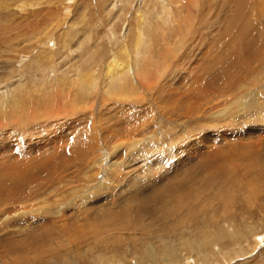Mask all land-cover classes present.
Here are the masks:
<instances>
[{
  "label": "rangeland",
  "instance_id": "obj_1",
  "mask_svg": "<svg viewBox=\"0 0 264 264\" xmlns=\"http://www.w3.org/2000/svg\"><path fill=\"white\" fill-rule=\"evenodd\" d=\"M144 1L149 4L154 0H0V99L7 92L10 100L19 95L25 105L22 97L25 89H29L34 92L35 104H28L39 106L37 114L43 115L46 96L41 87L47 89L73 78L80 81V91L77 97H72L75 103H71L76 110L68 109L67 116L43 120L37 115L36 119H29L28 111L21 110L24 118L19 123L14 121V114L3 117L0 113V202L4 199L8 205L21 209L20 202H12V195H16L19 201L24 200V208L32 210L26 216L9 218L5 228H0V264H164L150 259L146 249L152 245L160 253L167 249L168 243L177 254L169 264H264V0H198L188 9V13H198L191 17L192 25L187 24L188 32H183L188 20L182 13L175 21L161 19L164 29L150 34V45L145 44L149 39L146 36L134 45ZM145 28L148 30L151 25ZM140 44L143 47L137 51ZM123 47L128 48L130 61L139 71L161 68L162 80L143 79L147 78L144 75L137 81L151 84L143 89L138 87L140 91L134 96L125 97L131 94L127 88L122 96L113 94L104 98L100 91L104 64L114 57L127 58ZM52 91L49 97L54 100L60 97ZM251 100L255 101L253 112L249 109ZM87 103L92 107L82 108ZM218 110L228 118L223 119L220 113L215 115ZM187 111L192 113L185 114ZM61 121L67 138L58 146L47 147L44 143L47 133L60 130ZM41 123L46 127L40 126ZM104 123L111 132L119 133L115 138L118 146L110 156L124 167L133 163L132 150L126 147L138 136L145 140L141 145L146 147L144 151L165 152L171 140L177 141L174 146L188 148L192 146L187 145L188 141L200 138L201 145H207L202 150L209 154L200 162H195L198 155L191 152L194 161L185 175V169L180 168L183 175L177 177L182 184L175 186L176 206L170 208L173 220L167 217L169 208L159 212L157 209L148 212L151 208H146V214L137 216L134 209L140 206L138 202L136 206L108 207L107 220L99 212L94 215L93 209L87 212L88 221H82L80 202L72 198L78 194L83 199L82 188L89 187L79 179L86 176V168L94 166L90 164L94 148L91 143L94 136L99 138L103 127L106 133ZM36 145L41 147L35 148ZM110 146L108 142L98 146L101 154L97 160L102 162V169L107 167L110 156L107 158L106 153ZM137 165L138 170L144 171L143 163ZM167 165L166 169L148 170L137 190L133 187L134 193L128 192L117 204L146 192L153 195L148 196L151 202L158 195L166 199L169 185L165 190L159 188L160 182L154 176L173 177L174 170ZM213 171L215 177H210ZM109 172L101 176H109ZM88 174L93 175L91 171ZM219 181L220 186L216 185ZM189 186L193 191L187 192ZM152 187L159 192L151 191ZM72 188L75 193L70 191ZM161 190L166 192L162 194ZM217 195L229 201L224 204ZM94 196L88 194L84 206L95 202L98 196ZM58 208L62 210L60 222H56ZM51 210L56 215L48 213ZM222 210L227 212L222 214ZM119 213L128 219L127 225L123 218H116ZM133 222L142 223V227L132 226ZM12 223L22 226L25 223L28 227L24 226L25 231L20 234L10 235ZM126 229H136L137 233L132 231L134 234L125 236L121 231ZM56 237L60 239L54 242ZM134 238L141 239L134 241ZM43 239L49 245L38 243H43ZM205 242L207 245L201 248L197 245Z\"/></svg>",
  "mask_w": 264,
  "mask_h": 264
},
{
  "label": "bare ground",
  "instance_id": "obj_2",
  "mask_svg": "<svg viewBox=\"0 0 264 264\" xmlns=\"http://www.w3.org/2000/svg\"><path fill=\"white\" fill-rule=\"evenodd\" d=\"M149 1V0H148ZM198 0H191V1H189V0H154V1H152V2H150L149 4L147 3V2H145V4L142 6V10H143V16H140V18L141 19H139L138 18V24H137V34H136V36H135V42L134 43H132V44H134L135 45V43L137 42V41H139V40H142L145 36L147 37V38H149L148 39V41L145 43V44H149L150 45V39L152 38V35H150L151 33H153V34H155L156 33V31L158 32V31H163V29H164V27L162 26V24L160 23V20L161 19H170V18H172L173 19V21H175V20H178V17H179V15L180 14H182V13H185V16H186V19L189 21H187V23L184 25V27H183V29H185V30H183V32L185 33L187 30V28H189L188 27V23L190 24V25H192L191 23H190V19H191V17H195V16H197V12L196 13H188V9L191 7V5L192 4H195L196 2H197ZM158 2V3H157ZM158 5H159V7H158ZM237 5V4H236ZM237 9L235 8V11H236ZM142 12V11H141ZM206 12V11H205ZM207 13V12H206ZM209 13V12H208ZM226 13V12H225ZM235 13V12H234ZM203 14V13H202ZM229 14V13H228ZM184 15V14H183ZM200 15V14H199ZM205 16H206V14H205ZM194 20V19H193ZM148 24H150L151 25V28H149L148 30L145 28ZM150 27V26H149ZM190 29V28H189ZM167 31V30H166ZM189 31V30H188ZM187 31V32H188ZM164 34V33H163ZM165 35V34H164ZM155 36V35H154ZM153 36V37H154ZM183 38V37H182ZM133 41V40H132ZM181 42V41H180ZM190 46V45H189ZM143 47V44H140L139 46H138V49H137V51H139L140 50V48H142ZM128 48L127 47H125V49H124V47H123V54H125L126 56H127V58H117V57H114L113 59H111L108 63L106 62V64H104V71H103V73H102V75H101V77H103V79H102V85L100 86V91H101V94L104 96V98H111V96L114 94L115 96H118V95H121L122 96V94L121 93H123L124 92V90L125 89H129V92L131 93V94H127L126 96H125V94H123L125 97H128V96H132V94H133V96L135 95V93H137L138 91H140L139 90V88H141V89H143V88H147V86H149L151 83L150 82H148V83H141V82H139V81H137V78L138 77H141L142 78V76L144 77V75L145 76H147V78L145 77V78H143V79H149V80H159V82L162 80V77H163V72L161 71V68H160V70H152L151 72H144V71H142V70H145V68H143V69H141L140 71L138 70V69H136V64L134 65V63L132 64L131 63V61H130V56H131V54L129 55V51L127 50ZM145 49H149L148 47H145ZM136 50V49H135ZM174 50V49H173ZM121 51V50H120ZM178 51V50H177ZM188 51V50H187ZM145 52H147V51H145ZM172 52H174V51H172ZM194 52V51H193ZM193 52H192V54H193ZM191 53V52H190ZM200 54H203V52H201ZM199 54V55H200ZM133 55V54H132ZM171 55V54H170ZM194 55V54H193ZM144 57H146V55L144 56ZM201 57V56H200ZM186 58H188V57H186ZM191 58H192V56H191ZM138 58L135 56V61H137L138 62ZM142 60V59H141ZM164 62L166 63V61L164 60ZM148 64V63H147ZM141 65L143 66L144 65V61L142 60L141 61ZM146 65V64H145ZM149 65V64H148ZM139 68V67H138ZM142 68V67H141ZM171 68V67H170ZM167 69V68H166ZM149 70V69H148ZM150 71V70H149ZM161 71V72H160ZM184 72V71H183ZM91 74V76H94V73H90ZM76 75H77V73H76ZM79 75V74H78ZM87 75V74H86ZM45 76V75H44ZM90 76V75H89ZM43 77V76H42ZM54 77H56V76H54ZM75 77V76H74ZM71 78V77H70ZM91 78V77H90ZM85 79H87V78H85ZM64 80V79H63ZM88 80V79H87ZM93 81V80H92ZM91 81V82H92ZM97 82V81H96ZM154 82V81H153ZM141 83V84H140ZM49 84H51V83H49ZM173 84V83H172ZM175 84H177V82H175ZM174 84V85H175ZM21 86H25V83H22V84H20ZM31 85V84H30ZM40 85H42L41 83H40ZM179 85V84H178ZM67 86H72V87H67ZM86 86V85H85ZM128 86V87H127ZM136 88H135V87ZM177 86V85H176ZM19 87V86H18ZM31 87V86H30ZM139 87V88H138ZM83 88V87H82ZM9 89V88H8ZM11 89V88H10ZM14 89V88H13ZM41 89V91H43L44 93V95L46 96V99H44V100H46L45 101V104H44V106H43V109H42V111H43V115H38L37 113H38V111H36V109H39V106H30L29 104H35V103H32V100H33V95H34V92L32 91V92H29V89H25V94H24V96L22 97V98H24V100L27 102L25 105H24V103L25 102H23L22 100L20 101V99H19V95H16L14 98H12L11 100L9 99V95H8V93L6 92L4 95V97H3V99H0V113H2L1 115L3 116V117H5V116H9L10 114H14V116H15V119L16 120H14V121H16V122H18L19 121V123L21 122L22 123V121L21 120H23V118H24V116L22 115V111L21 110H23V111H28V113H29V116H30V118L29 119H36L38 116L39 117H42L43 118V120H45V117L46 118H51V119H54V118H57V117H64V115L65 116H67L66 115V112L68 111V109H69V111H71L73 108H74V111L76 110V108L75 107H72L71 106V103H72V101H73V98L72 97H77V95H78V93H79V91H80V81H79V78H73V79H70L68 82H66V83H54V85H50L47 89H42V87L40 88ZM53 91H52V90ZM90 89V91H92V90H95V89H93V88H89ZM7 90V89H6ZM12 90V89H11ZM10 90V91H11ZM114 90H116V92H113ZM136 91V92H132V91ZM148 90V89H147ZM52 91V93H58V94H60V97L59 98H56L55 100L53 99V97H49V94L48 93H50ZM55 91V92H54ZM144 91V90H143ZM9 92V91H8ZM127 92V91H126ZM206 92V91H205ZM42 94V95H43ZM140 94V93H139ZM57 95V94H56ZM100 95V94H99ZM21 96V95H20ZM50 96H52V94L50 95ZM58 96V95H57ZM121 96H119V97H121ZM168 96V95H167ZM172 96V95H171ZM102 97V96H101ZM168 97H170V95L168 96ZM72 98V99H71ZM82 98V97H81ZM138 98V97H137ZM172 98H174V97H172ZM77 99H79V98H77ZM77 99H76V101H77ZM123 99V98H122ZM124 99H126V98H124ZM123 99V100H124ZM255 99V98H254ZM88 100V99H87ZM174 100V99H173ZM257 100V99H256ZM81 101H83L82 99H81ZM252 102H249V103H251L250 104V106H249V109L253 112L254 111V108H255V101L254 100H251ZM74 102V101H73ZM84 102V101H83ZM92 102V101H91ZM29 103V104H28ZM75 103V102H74ZM176 104L175 105H178L177 104V102H175ZM248 103V102H247ZM93 104V103H92ZM100 104V103H99ZM15 105V106H14ZM175 105H174V107H175ZM74 106V105H73ZM77 106V105H76ZM248 106V105H247ZM246 106V107H247ZM92 107V106H91ZM90 107V105L87 103V104H83V106H82V108H86V109H90L91 108ZM173 107V108H174ZM257 107V106H256ZM263 109H264V104H263V107H262ZM191 109V108H190ZM194 109L192 108L191 109V111H193ZM90 111V110H89ZM185 111V110H184ZM191 111H187V112H185V114H188V113H192ZM248 111V110H247ZM172 112V111H171ZM221 112V110H218L217 112H215L214 114L215 115H219V113ZM249 112V111H248ZM177 113V112H176ZM25 114V113H24ZM252 114V113H251ZM38 115V116H37ZM227 114H224V113H220V116L223 118V119H227L228 118V116H226ZM254 115V114H253ZM11 116V115H10ZM23 116V117H22ZM36 116V117H35ZM26 117V116H25ZM186 117H189L188 115H186ZM254 117V116H253ZM27 118H28V116H27ZM255 118H257V115H255ZM5 119H7V118H5ZM66 119H68V118H66ZM199 120V119H198ZM11 121V120H10ZM58 121H60V120H58ZM201 122H202V120H200ZM144 122V121H143ZM160 122V121H159ZM9 123V122H8ZM12 123V122H11ZM23 123H24V121H23ZM44 123H41L40 124V126H43L44 128L46 127L45 125H43ZM204 124V123H203ZM21 125V124H20ZM60 125V127H61V129L60 130H56V131H54V132H52L51 134L49 133H47V137H45L46 138V141H44V143H45V145H47V147H55V146H58L59 144H61L60 142L61 141H65V136L67 135V132L63 129V123H62V121H61V123L59 124ZM65 125V124H64ZM68 125V127H69V124H67ZM67 125H66V127H67ZM103 126H105L106 127V129H107V131H106V133H103L104 132V127ZM102 127H103V132H101L100 131V134H99V138L98 139H95L96 138V136H94V139H92V143H91V145H93L94 146V148L92 149V151H91V153L93 154V156H92V158H91V161H90V164H93L94 163V166H89V168H86V170H85V174H86V176L85 177H83V178H80L79 179V182H81L82 184H84L83 182H87V184H88V189H86V185L85 186H83V193H84V195H83V199L80 197V198H78L79 196H78V194L77 195H74L73 196V198H72V200L73 201H78V202H80V213H79V215L80 214H83V215H81L82 216V221L84 220V222H86V221H88V216L87 215H89L87 212H89V211H91V210H93V209H96V210H94V215H95V213L97 214V212H99V213H101L102 215L100 216V217H102L104 220L107 218V212H105V210L108 208V207H110V206H113V205H118V206H120V207H122V206H128V205H132V206H134L135 204H137V205H139L140 204V206L138 207V208H136V209H134V212L136 213V215L137 216H139V214H141V216L142 215H144V214H146L145 213V209L146 208H151V209H149V210H146V211H148V212H156L155 210L157 209L158 210V212H159V210L160 209H162V210H167V208H169L168 209V211H167V217H169V218H171L172 219V214H173V212L170 210V208H173V206L175 207L176 205H173V203H175L176 201H177V196H173L175 193H174V191L182 184H180V181L178 180V177L177 176H179V175H185V173H186V171L188 172V168L192 165V163H193V161L194 160H192L193 159V154L194 155H198L197 157V159H199V160H197V161H195V162H200L201 160H202V158L205 156V155H208L209 153H205L202 149L204 148V147H207V145H201V142H200V138H196L195 140H193V141H191V143L188 141L187 142V145L189 146V145H192L191 147H188V148H186V146H181V147H179V145H177V146H174L175 145V143L177 142H175L174 140H171L170 142H169V140H168V144H167V149H166V151L165 152H161V151H157V152H153V151H144V149L146 148H144L143 146H141V145H143L144 143H145V140H144V138H140L139 136L137 137V135H136V137L137 138H135V139H133L130 143H128V146L126 147V148H128V149H131L132 150V153H130L131 154V157H132V160H131V162H133V163H129V165L128 164H125V167L124 166H122V164L120 163V162H118L117 161V159H114V158H112L110 155L112 154V153H115V151L113 150L114 148H116L117 146H118V141L117 140H115V138L119 135V133L118 132H116V130H115V133H113V132H111V130L110 129H108V127L105 125V123H104V125H103ZM200 126V125H199ZM202 126V125H201ZM205 126V125H204ZM79 127V126H78ZM93 128H94V126H92ZM135 127V126H134ZM144 127H145V130H146V126L144 125ZM31 128V127H30ZM70 128H71V126H70ZM92 128V129H93ZM127 128V127H126ZM105 129V130H106ZM134 129H137V128H134ZM142 130V129H141ZM92 131V130H91ZM99 131V130H98ZM132 131V130H131ZM71 132V131H70ZM97 132V131H96ZM111 132V133H110ZM133 132H135L134 130H133ZM181 132V131H180ZM37 133V132H36ZM40 132H38L37 134H39ZM110 133V134H109ZM137 133V132H136ZM140 133V132H139ZM184 133V132H183ZM138 134V133H137ZM113 137H112V136ZM127 136V135H126ZM130 136H132V135H130ZM182 136V135H181ZM129 137V136H128ZM133 137V136H132ZM131 137V138H132ZM194 137H196V136H194ZM200 137V136H199ZM203 137H206L207 139H208V135H205V136H203ZM5 138V137H4ZM66 138H67V136H66ZM179 138V137H178ZM193 138V137H192ZM61 139V140H60ZM4 140V139H3ZM113 140H115V141H112ZM123 140V139H122ZM125 140H126V138H125ZM129 139L127 138V141H128ZM178 140V139H177ZM1 141V140H0ZM97 141V142H96ZM106 142H108V145H112V146H110L109 147V150H108V152L106 153L107 154V158L110 156V158H108V160L107 159H105V160H107V162H108V164H107V167L104 169H102L101 167L102 166H100V165H102V162L101 161H99V160H97V157H98V154L100 153V149H98V146L100 145L101 146V144H105ZM112 142V143H111ZM1 143H2V141H1ZM205 143H207V141H204V144ZM58 144V145H57ZM177 144V143H176ZM34 145H35V143H34ZM119 145H123V144H119ZM150 145V144H149ZM160 145V144H159ZM186 145V144H185ZM124 146V145H123ZM147 146V145H146ZM155 146V145H154ZM158 146V145H157ZM1 147H3V146H1ZM38 148V147H41V145L40 146H38V145H36L35 146V148ZM194 147H197V150H196V152H195V150H194ZM5 148V147H4ZM154 148V147H153ZM59 149V148H58ZM122 149H124V148H122ZM105 150V149H104ZM103 150V151H104ZM119 150V149H118ZM121 150V149H120ZM119 150V151H120ZM205 150H208V149H205ZM1 151V150H0ZM54 151V150H53ZM121 151H123V150H121ZM95 152V153H94ZM105 152H106V150H105ZM117 152V151H116ZM191 152L193 153V154H191ZM57 153V152H56ZM181 153H183V154H181ZM101 154V153H100ZM103 154V153H102ZM117 154V153H116ZM119 154V153H118ZM127 154H128V152H127ZM114 155V154H113ZM112 155V156H113ZM120 156V155H119ZM179 156H181V157H179ZM183 156V157H182ZM210 156V155H209ZM101 157V156H100ZM104 157V156H103ZM195 157V156H194ZM105 158H106V156H105ZM122 159V158H121ZM126 159V158H125ZM124 159V160H125ZM134 159H135V161H134ZM196 160V159H195ZM129 161V160H128ZM128 161L126 162V163H128ZM191 161V162H190ZM123 162V161H122ZM124 162V163H125ZM130 162V161H129ZM138 163H143V165H144V171H140V170H138V168H137V164ZM203 163V162H202ZM168 164V165H167ZM31 165V164H30ZM100 167H99V166ZM165 165H167V167H170L171 166V169L170 170H174V173H173V171H172V176L173 177H166V176H168V174H166V175H163V174H161V175H159L158 176V174H157V172H155V174H157L156 176H154V178H155V181H157V183L158 182H160L159 184H160V187L159 188H161L162 187V189H163V187H164V190H165V188L169 185V187H168V191L167 192H169V193H167L168 194V196L166 197V199L163 197L164 195H158V197L156 196V198H154L152 201L153 202H151V200L149 199L148 200V196H153V195H147L146 193H144V195H142L141 197L140 196H136V197H132V198H130V199H128L129 201H127V200H125V201H123V202H120V204H117L118 203V201L120 200V199H124L126 196H127V194H128V192H133L134 193V190L133 189H136V187L139 185H141L142 184V182L144 181V179H146V174L145 173H147V171L149 170V172H151V171H153V170H155V168L156 169H161V168H163V167H165L164 169H166V166ZM223 165V164H222ZM29 166V165H28ZM141 167V166H140ZM181 167H183L182 168V170L183 169H185L183 172V174L181 173H179L180 172V168ZM207 167V166H206ZM206 167H204L203 169H205ZM215 167V166H214ZM212 168V167H211ZM211 168H209V169H211ZM217 168H219V166L217 167ZM140 169V168H139ZM163 169V170H164ZM227 169V168H226ZM108 170H110V172L112 171V176H110V172H109V176H105V177H103V176H101V174L103 173V174H106L107 173V171ZM190 170H191V168H190ZM212 170H214V169H212ZM89 171H91L92 172V176H90L89 174H88V172ZM218 171V170H217ZM164 172V171H163ZM195 172V171H194ZM219 172V171H218ZM100 173V174H99ZM177 173H179V174H177ZM170 174V173H169ZM177 174V175H176ZM195 174V173H194ZM154 175V174H153ZM163 175V176H162ZM210 177L211 176H213L214 175V177H215V174H214V171L213 172H210ZM167 178V179H164L165 177ZM171 178H173V181H172V179ZM194 178V177H193ZM217 178V177H216ZM149 180V179H148ZM192 180V179H191ZM199 180V179H198ZM211 180V179H210ZM216 180V179H215ZM73 181H75V180H71V182H73ZM147 181V180H146ZM219 183H220V181L216 184V185H218V186H220L219 185ZM188 183H186V185H187ZM157 185V184H156ZM178 186L177 188H175V186ZM93 188H92V187ZM192 186V185H191ZM201 186H205L204 184H202ZM72 187H75V186H72ZM133 187H135V188H133ZM181 187V186H180ZM193 187V186H192ZM192 187H187V192H188V190H191V191H193L192 190ZM216 187V186H215ZM133 188V189H132ZM149 188V187H148ZM205 188H206V186H205ZM207 188H208V185H207ZM220 188V187H219ZM92 189V190H91ZM139 189V188H138ZM158 188H156V189H154L153 187H152V189H151V191H153V192H155L156 191V193L157 192H159V190H157ZM175 189V190H174ZM209 189V188H208ZM216 189H217V187H216ZM216 189H215V191H216ZM137 190V189H136ZM164 190H161V193H162V191H163V193L162 194H164V192H166V191H164ZM220 190V189H219ZM12 191V190H11ZM72 193H75L76 192V189H74V188H72L71 190H70ZM141 191V190H140ZM182 191V190H181ZM180 191V192H181ZM142 192V191H141ZM150 192V191H149ZM196 192V191H195ZM218 193H220V191H217ZM5 193H8V192H5ZM80 193V192H79ZM137 193V192H136ZM190 193V192H189ZM188 193V194H189ZM191 193H193V192H191ZM190 193V194H191ZM225 193V192H224ZM95 195V196H98V197H96V201L95 202H93V203H87L88 204V206H84V204L85 203H83L86 199H87V195ZM141 194V193H140ZM166 194V193H165ZM156 195V194H155ZM213 195V194H212ZM227 195V194H226ZM15 196L16 195H12V197L11 196H7V198H10L11 197V199H12V202H20L21 203V209L20 208H17L16 206H13V205H8V203H7V200H4V199H2V202H0L2 205V211H0V228L1 229H4L5 228V226H6V224L8 223V221L10 220L9 218H12V217H14V216H16V217H23V216H26L25 214L27 213L28 214V212H30V210L31 209H28V208H24V206H23V203H24V200H22V201H19L18 199H16L15 198ZM78 196V197H77ZM94 196V197H95ZM214 196H215V194H214ZM217 196H219V195H217ZM90 197V196H89ZM129 197H131V196H129ZM220 197V196H219ZM224 197V196H223ZM223 197H220V198H218L219 200L221 199L222 201H223V203H224V201H229V200H225V198H223ZM228 197V196H227ZM211 198V197H210ZM24 199V198H23ZM44 199V198H43ZM94 199V198H93ZM195 199V198H194ZM57 200V199H56ZM59 200V199H58ZM84 200V201H83ZM105 200V201H104ZM155 200H157V202L158 203H156V201ZM220 200V201H221ZM45 201V200H44ZM43 201V202H44ZM47 201V200H46ZM66 201V200H65ZM109 201V202H108ZM12 202H10V203H12ZM51 202V201H50ZM52 202H53V200H52ZM138 202H139V204H138ZM200 202V201H199ZM204 202H205V200H204ZM27 203V202H26ZM54 203V202H53ZM60 203H62V202H60ZM200 203H203V202H200ZM199 203V204H200ZM25 204V203H24ZM225 204V203H224ZM230 204V203H229ZM45 205V204H44ZM56 205V204H55ZM63 205V204H62ZM64 205H65V203H64ZM41 206H43V205H41ZM45 206H47V205H45ZM53 206V205H52ZM51 206V207H52ZM136 206V205H135ZM202 206V205H201ZM50 206H47V208L50 210V208H49ZM61 207H63V206H61ZM200 207V206H199ZM20 209V210H19ZM45 209V208H44ZM47 209V210H48ZM110 209V208H109ZM203 209V208H202ZM41 210V209H40ZM39 210V211H40ZM47 210H45V212L47 211ZM58 210H59V208H58ZM204 210V209H203ZM32 211V210H31ZM33 211H35V210H33ZM36 211H37V208H36ZM44 211V210H43ZM42 211V212H43ZM108 211H111V209L110 210H108ZM114 211V210H113ZM206 211V210H205ZM92 212V211H91ZM148 212H147V214H148ZM227 212V210H222L221 211V213L222 214H225ZM48 213H55L54 211H49ZM220 213V214H221ZM47 214V212L45 213V215ZM57 214H59L58 215V219L56 220V222H60L61 221V218H60V216H61V214H62V210H59L58 212H57ZM55 215H56V213H55ZM65 215H67V214H65ZM122 214H118L117 216H116V218H123L122 216H121ZM157 215V214H156ZM155 215V216H156ZM71 216V215H70ZM152 216V215H151ZM154 216V217H155ZM158 217H159V215H157ZM160 216H162V214H160ZM166 216V215H165ZM164 216V217H165ZM28 217V216H27ZM135 217V216H134ZM144 217V216H143ZM149 217V216H148ZM148 217H146V218H148ZM153 217V218H154ZM91 218H94V216L92 215V217ZM101 218V219H102ZM145 218V219H146ZM153 218H149L150 220H149V222L150 221H152V219ZM54 219V218H53ZM124 219V218H123ZM107 220V219H106ZM120 220V219H119ZM128 219L127 218H125L124 219V221H125V223L126 222H128L127 221ZM133 220H135V219H133ZM141 220V219H140ZM155 220V219H154ZM173 220V219H172ZM22 221V220H21ZM25 221V223L28 225V220L27 219H25L24 220ZM66 221H67V219H66ZM72 220H70V222H71ZM180 221V220H179ZM20 222V221H19ZM23 222V221H22ZM21 222V223H22ZM30 222V221H29ZM32 222H33V220H32ZM69 222V221H68ZM77 222H79V224H80V221L77 219ZM142 222H143V220H142ZM147 222H148V220H147ZM25 223H24V226H26V227H28L27 225H25ZM34 223V222H33ZM121 223V222H120ZM129 223V222H128ZM23 224V223H22ZM22 224H13L12 223V225L11 226H13V228H11V229H9L10 230V235L11 234H16V233H21V232H24L25 231V227L24 226H22ZM82 224V223H81ZM142 223H140V225H138L137 224V222H133V225L132 226H134V227H138V228H140V227H142V225H141ZM152 224V223H151ZM10 225V224H9ZM29 225H30V223H29ZM83 225H85V224H83ZM121 225H122V223H121ZM126 225H127V223H126ZM126 225H124L123 226V228L124 227H126ZM129 225V224H128ZM66 226V225H65ZM71 226V225H70ZM109 226V225H108ZM149 226V225H148ZM69 227V226H68ZM67 227V228H68ZM101 227V226H100ZM104 228H105V226H103ZM128 227V226H127ZM155 227V226H154ZM47 228V227H46ZM65 228V227H64ZM66 228V229H67ZM27 229V228H26ZM55 229V228H54ZM83 229H85L84 228V226H83ZM91 229V228H90ZM95 228H93V230H94ZM173 229V228H172ZM171 229V230H172ZM48 230H49V228H48ZM81 229H79V231H80ZM87 230H89L88 228H87ZM99 230V229H98ZM34 231V230H33ZM61 231V230H60ZM70 231V230H69ZM129 231H131V232H129ZM132 231H137L136 229H133V230H127L126 229V232L125 231H121L125 236H128V234H130V233H132ZM108 232V231H107ZM106 232V233H107ZM109 232H110V229H109ZM67 233V232H66ZM74 233V232H73ZM72 233V234H73ZM98 233V232H97ZM117 233L120 235V233L117 231ZM137 233V232H136ZM112 234V233H111ZM114 234V233H113ZM132 234H134V233H132ZM141 234V236L143 237L144 236V233H140ZM32 234L30 233V236H31ZM39 234H37V236H38ZM42 235V234H41ZM50 234L48 233V234H46L45 236H49ZM64 235V234H63ZM70 235V234H69ZM75 235V234H74ZM99 235V234H98ZM101 235V234H100ZM29 236V235H28ZM33 236V235H32ZM43 236V235H42ZM97 236V235H96ZM69 237V236H68ZM24 238H25V240H26V237L24 236ZM23 238V239H24ZM28 238V237H27ZM37 238V237H36ZM52 238H54L53 236H52ZM114 238V237H113ZM19 239V238H18ZM47 239V238H46ZM49 239V238H48ZM58 239H60L59 237H56V239L54 240V242H56ZM99 239V238H98ZM138 239H141V238H134L133 240L134 241H136V240H138ZM180 239V238H179ZM27 240H29V238L27 239ZM41 240H42V238H41ZM44 240V239H43ZM69 240V239H68ZM60 241V240H59ZM70 241V240H69ZM90 241H92V240H90ZM210 241V243L212 242V240H209ZM13 242V241H12ZM42 242V241H41ZM41 242H38V243H40V245L42 244V245H46V244H48L49 245V243H48V241H45L44 240V242L43 243H41ZM54 242H52V243H54ZM63 242L64 241H62V244H63ZM108 242V241H107ZM60 243H61V241H60ZM173 243V242H172ZM169 245H168V247H167V249H162V251L160 252V253H156L155 251H154V249H153V246L152 245H150V246H148V248L146 249V251H149L148 253H149V258L150 259H152V257L155 259V261L156 262H163L164 264H169L170 263V261H171V259L172 260H175L174 258H176V251H172V249H171V247H170V243H168ZM44 245V246H45ZM173 245V244H172ZM198 246H200V248L201 247H203L204 245H207V243L205 242V243H199V244H197ZM203 245V246H202ZM17 248V247H16ZM193 248H195V247H193ZM15 250V249H14ZM11 252H14V251H11ZM19 252V251H18ZM42 252V251H41ZM15 253H16V251H15ZM60 253V255H61V252H59ZM11 254H14V253H11ZM39 254H40V252H39ZM176 254V255H175ZM15 255V254H14ZM17 255V254H16ZM19 255V254H18ZM6 256V255H5ZM26 256V255H25ZM24 256V257H25ZM13 257V256H12ZM15 258H16V256H14ZM13 257V258H14ZM40 257H41V255H40ZM13 258H10V256H8V259H13ZM35 258V257H34ZM18 259H20V257L18 258ZM25 259H26V257H25ZM21 260V259H20ZM19 261V260H18ZM25 262V261H24ZM27 262L29 263L30 262V260H27ZM19 263V262H18ZM20 264H21V262H20ZM200 264V263H199Z\"/></svg>",
  "mask_w": 264,
  "mask_h": 264
}]
</instances>
